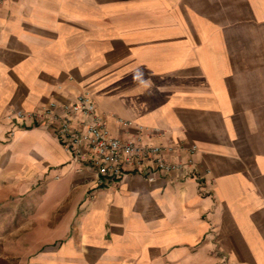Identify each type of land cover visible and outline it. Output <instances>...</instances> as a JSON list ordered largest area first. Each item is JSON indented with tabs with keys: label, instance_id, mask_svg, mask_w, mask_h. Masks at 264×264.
<instances>
[{
	"label": "crops",
	"instance_id": "crops-1",
	"mask_svg": "<svg viewBox=\"0 0 264 264\" xmlns=\"http://www.w3.org/2000/svg\"><path fill=\"white\" fill-rule=\"evenodd\" d=\"M83 92L181 171L97 186L56 124L11 119ZM50 182L61 240L0 264H264V0H1L0 212Z\"/></svg>",
	"mask_w": 264,
	"mask_h": 264
},
{
	"label": "built area",
	"instance_id": "built-area-1",
	"mask_svg": "<svg viewBox=\"0 0 264 264\" xmlns=\"http://www.w3.org/2000/svg\"><path fill=\"white\" fill-rule=\"evenodd\" d=\"M11 119L15 123L32 120L56 124L60 144L71 154L73 162L92 169L97 186H107L130 172H139L151 181L156 173L175 174L184 166L181 161L167 160L173 146L145 143L141 137L122 139L112 135L106 117L97 110L96 103L87 92L78 94L67 104L51 102L38 111H16ZM117 122L123 126L130 124L120 119ZM12 136L13 131L9 130L5 139ZM194 150L195 147H191L190 151Z\"/></svg>",
	"mask_w": 264,
	"mask_h": 264
},
{
	"label": "rangeland",
	"instance_id": "rangeland-1",
	"mask_svg": "<svg viewBox=\"0 0 264 264\" xmlns=\"http://www.w3.org/2000/svg\"><path fill=\"white\" fill-rule=\"evenodd\" d=\"M58 183L50 182L45 206L2 207L0 212V253H16L17 261L24 257L23 251L37 252L46 246H54L61 239L63 224L59 220L70 209V197L58 205ZM41 191L33 193L34 203L40 201ZM40 203V202H38ZM62 225V226H61Z\"/></svg>",
	"mask_w": 264,
	"mask_h": 264
}]
</instances>
